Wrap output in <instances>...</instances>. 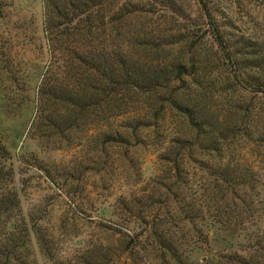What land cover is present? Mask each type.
I'll return each mask as SVG.
<instances>
[{
	"label": "trees",
	"instance_id": "trees-1",
	"mask_svg": "<svg viewBox=\"0 0 264 264\" xmlns=\"http://www.w3.org/2000/svg\"><path fill=\"white\" fill-rule=\"evenodd\" d=\"M196 3L198 20L177 0H42L49 59L38 92L50 106L43 109L48 125L61 132L63 126L78 127L84 118L96 122L98 116L125 115L120 128L111 127L102 139L125 143L140 127L162 123L166 155L159 152L158 158L169 165L170 202H179L178 189L189 179L184 170L193 165L207 171L222 196L254 188L256 181L252 167L234 157L232 145L253 138L260 114L253 102L264 97V58L252 53L250 41L225 32L209 0ZM25 103L21 97L18 106ZM138 105L152 110L151 121L134 114ZM169 112L183 123V132L169 124ZM8 158L0 137V264H30L32 237L46 264H116L112 248L102 244H83L77 253L63 255L41 225L42 216L23 214L18 192L5 185L12 176ZM179 210L180 220L193 222L187 206ZM151 234L162 258L164 250L173 264H185L170 228L168 234L153 225ZM137 239L134 235L119 248L130 253ZM260 248L250 262L240 255L228 259L231 264H264V245Z\"/></svg>",
	"mask_w": 264,
	"mask_h": 264
},
{
	"label": "rangeland",
	"instance_id": "rangeland-1",
	"mask_svg": "<svg viewBox=\"0 0 264 264\" xmlns=\"http://www.w3.org/2000/svg\"><path fill=\"white\" fill-rule=\"evenodd\" d=\"M177 2L198 20L196 0ZM209 4L225 32L234 40L250 41L252 53L264 58V0ZM42 26V0H0V137L12 170L5 185L18 192L22 213L42 216L41 225L63 255L77 253L83 244H102L112 248L116 264H173L164 250L161 257L153 225L168 234L170 228L185 264H231L228 257L237 260V255L250 262L259 255L264 245V97L253 102L260 114L252 140L232 145L234 157L255 171L254 188L222 196L207 171L193 165L184 170L189 179L181 182L179 202H170L169 165L158 158L159 152L166 155L162 123L140 127L125 143H102L103 133L124 123L125 115L98 116L96 122L84 118L78 127L63 126L61 132L48 125L43 109L50 106L38 92L49 59ZM242 87L248 88L245 80ZM21 97L26 101L22 108ZM134 109L151 121L150 108ZM168 121L174 131H184L172 112ZM184 206L193 222L180 220ZM134 235L133 250H121ZM28 248L30 264L47 263L34 237Z\"/></svg>",
	"mask_w": 264,
	"mask_h": 264
}]
</instances>
